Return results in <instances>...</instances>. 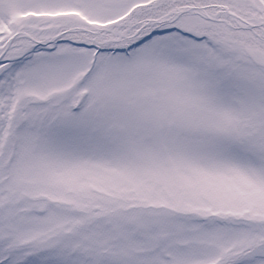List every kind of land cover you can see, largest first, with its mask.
I'll use <instances>...</instances> for the list:
<instances>
[{"label": "snow or ice", "instance_id": "snow-or-ice-1", "mask_svg": "<svg viewBox=\"0 0 264 264\" xmlns=\"http://www.w3.org/2000/svg\"><path fill=\"white\" fill-rule=\"evenodd\" d=\"M0 264H264V0H0Z\"/></svg>", "mask_w": 264, "mask_h": 264}]
</instances>
